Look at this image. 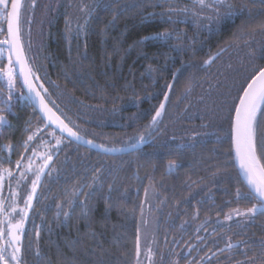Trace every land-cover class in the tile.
<instances>
[{"label": "trees", "instance_id": "1", "mask_svg": "<svg viewBox=\"0 0 264 264\" xmlns=\"http://www.w3.org/2000/svg\"><path fill=\"white\" fill-rule=\"evenodd\" d=\"M232 2L247 4L251 16H224L221 9L219 21L207 20L213 13L197 8L198 23L179 11L171 23L160 14L193 2L36 0L22 42L40 76L37 85L48 88L55 109L101 144L126 146L139 135L147 144L109 156L71 143L78 149L67 152L64 173L54 177L60 185L53 187V208L61 207L51 210L40 234L26 231L20 264H38L37 249L50 264H235L244 258L239 247L219 251L229 237L250 244L264 237V215L220 223L254 203L237 196V188L248 189L233 160L232 121L241 86L254 68L264 67V8L259 0ZM165 31L172 33L167 41H143ZM172 80L164 112L150 127ZM16 110L14 126L22 132L28 114ZM37 118L34 112V129L42 123ZM198 134L206 138L193 141ZM147 213L146 222L156 226L146 260L140 243L136 257V245Z\"/></svg>", "mask_w": 264, "mask_h": 264}, {"label": "snow or ice", "instance_id": "2", "mask_svg": "<svg viewBox=\"0 0 264 264\" xmlns=\"http://www.w3.org/2000/svg\"><path fill=\"white\" fill-rule=\"evenodd\" d=\"M262 8H264V0H259ZM36 0H29V3L25 5L24 0H0V21L6 24V27H0V35L4 38L0 39V45H6L7 48H0V133H3L6 127H10L9 120L4 112L11 113L15 107L14 98L16 102H23L26 107H31L33 111L37 108L43 113V117L46 120L43 127L47 128L49 125H55L61 133H67L69 137L74 138L77 141L84 140L85 143L92 145L93 141L85 140L79 131L74 130L73 127L69 126V123L65 122V119L71 121L70 117L62 118V115H58L57 111L59 109L58 105H55V101H50L51 93H49L48 88L44 87L43 83L37 86V81L40 80L37 70L34 69L33 65L30 63L29 58L25 54L24 43L22 42V31L25 23H27V13L29 9L35 7ZM199 8L202 11L205 9L211 11L213 15L205 17L207 20L216 19L219 21L221 18V9H224V16H233L244 12H248L251 16V10L248 8L247 4L236 5L232 0H193V7H185L182 9L169 8L168 13H161L163 18L167 16V20L171 23H176L172 19V14L177 11L182 12L187 16L191 14L195 19L194 23L199 22L200 12L195 9ZM23 9V12H22ZM81 11H88L87 5H82ZM209 27V25H204ZM172 37L170 32L156 33L151 36L143 37V41L156 39L167 41ZM5 52L7 53L5 55ZM219 55V53H217ZM213 57L212 59H214ZM6 60V64L4 61ZM206 64L211 63V59L205 62ZM21 78L23 80V85L26 86L27 92H22L16 87L17 79ZM171 89V85H168ZM167 101V95L164 97ZM51 105L53 106H50ZM165 105L161 103L155 116L152 120V125L150 127L158 124V118L162 116L164 112ZM260 117L258 119L257 117ZM74 123V122H73ZM78 127V126H76ZM28 129H26L27 131ZM43 129L37 127L27 139L22 141L20 147L24 149L25 152L29 150L31 142L35 140ZM233 140L232 150L234 151V159L238 163L239 175L243 177V180L247 186L248 191L246 193H241L240 189L237 188V196L244 195L250 201H254L252 206L247 208L245 211H240L239 209H234L226 215L227 220H232L234 215L245 216L251 218L257 214L264 215V67H257L253 69V72L247 78L245 83L240 88V95L238 96V105L234 108V119L232 124ZM53 137H56L55 131L48 133ZM136 144H141L145 142V136L139 135L134 138ZM40 143L47 147L46 142L40 138ZM61 143V138L56 137V144ZM40 144H37L32 149V156L27 158V162L23 165L25 171L19 173L21 178L25 177V172L30 171L32 168L31 161L34 157L38 155L36 148ZM96 147L102 148L105 151L114 152L115 148H106L105 145H95ZM135 146V145H133ZM4 150L11 154L14 149L11 144L5 145ZM124 149H120L123 151ZM44 163L39 166L38 169L33 173L35 179L31 181V193H29L24 200L25 207L19 209L17 213V205L15 200L8 202L7 208L4 206V200L0 199V239L6 241L5 244H0V262L2 264H10V261L14 264H20V259L18 254L20 253V241L23 235L24 221L27 218L29 209L32 207L33 196L36 192L38 182L43 175L44 170L48 168L49 162L52 160V155L44 153ZM25 160V157L21 156L20 160L11 161L10 155L7 163H14L16 168H21V161ZM2 163V162H0ZM176 166V162L172 161L169 164V170ZM55 169H52L54 171ZM12 177L13 172L9 168L0 169V182L3 181L4 176ZM19 183V181L17 182ZM2 188V184H0ZM9 189H11V184H9ZM82 192H73V195H83ZM72 201H69V206H71ZM60 208V205H57ZM13 214H17L19 219L15 220L13 223ZM60 213L58 212V215ZM65 216L68 215L67 212L63 213ZM199 216V209L194 212V218ZM184 223H187L185 221ZM184 224H181V228ZM203 227V225H201ZM38 235V233H37ZM201 239L200 237H197ZM239 247L240 254L244 257L242 260H237L235 264H264V237L260 238L258 241L249 243L248 240H238L235 243L231 242V237L228 238V243L225 245L224 249H219L220 252L225 250L230 253L232 250ZM191 248L188 249L191 252ZM211 251V249H209ZM148 253L151 254V249H148ZM137 257L139 256V245L137 246ZM174 254V253H173ZM35 255L38 258V264H50L49 260H46L37 249ZM216 253L213 252L212 256ZM212 256L206 257L208 260L212 259ZM231 258V257H229ZM201 260L205 257H201ZM170 264H179L178 260H173ZM191 264V261H189Z\"/></svg>", "mask_w": 264, "mask_h": 264}, {"label": "flooded vegetation", "instance_id": "3", "mask_svg": "<svg viewBox=\"0 0 264 264\" xmlns=\"http://www.w3.org/2000/svg\"><path fill=\"white\" fill-rule=\"evenodd\" d=\"M160 1L162 0H157V2H160ZM183 1L186 3L193 2V0H183ZM3 24L5 26V23L2 22V25ZM27 31L28 30L26 29V32ZM3 38L4 36L0 35V39H3ZM4 63L6 64V60L4 61ZM19 85H20V88H19ZM16 87L19 88L22 92H24L20 84L19 78L17 79ZM14 103H15V107L13 108V112L15 113V115L11 113H7V112L3 113L4 115L7 116L10 127H6L4 132L0 133V162H2L0 163V169H3V168L11 169L13 172V176L12 177H8L6 175L4 176L3 186L0 190V199L4 200L5 208H7L9 201L15 200L16 205H17V213L19 212V209L24 208L25 207L24 200L26 199L27 195L31 193V181L35 179V176L33 173L38 169L39 166L43 165L44 163L43 154L47 152V154L52 155L53 158L50 162V166L41 182L40 188L35 197L33 207H32L29 220L26 226V230H25V233L26 231H30V232L33 231V234L36 235L37 233L40 234L41 228H44V225L46 224L49 218L51 210L53 211L59 210V208H53L54 205L56 204L55 200L57 199L55 196L53 187H55L57 183H59L60 185V181H55L56 179H54V177L56 176L57 173L63 174L65 171V166L67 165V156H68L67 152L70 149L74 148V146L70 144L73 143L75 146H81V145L76 144L75 142L69 139L68 140L71 142L70 143L66 142L65 140H67V138L61 135L59 132L55 131L53 128L49 127L47 129H44L43 127L44 121L42 120L40 115L37 113V111H33L31 107L24 106L23 102H16L15 98H14ZM17 107H19L20 109L26 108V112L28 114L23 123L24 127L22 128V132L18 131L16 127L14 126L15 125L14 123L16 122L14 118H19L17 117V110H16ZM34 112L38 115L36 124H39L38 119H41L42 123L37 126L42 128L43 131L40 132L39 136L31 142V146L29 147V150L25 152L24 149L20 147V144L22 141L27 139L28 135H30L33 131H35L34 129L35 124H33L35 122ZM57 113L61 115L59 111H57ZM26 129L28 130L26 131ZM52 131H55L56 137H59L57 133L60 136H62L61 143L59 145L56 144V137H53L52 135L48 134V133H51ZM41 137L43 141L46 142L47 147H45L44 144L40 143ZM8 144H11L14 149V151L11 154H9L6 150H4V146ZM37 144H40V146L35 149L38 155L34 157L31 161L32 168L30 171L25 172L26 178H21L19 173L21 171H25L23 165L27 162V158L32 156V149ZM64 144L68 145L69 147L67 146L68 148L59 149V147ZM50 146L53 149H51ZM83 148L87 149L84 151H93V152L99 153L97 151L88 149L86 147H83ZM75 149H78V148H74L72 151L75 152ZM84 151H81V152L79 151L78 153H82ZM100 154H103V153H100ZM9 155H10L11 161L20 160L21 156L25 157V160L21 161V168H16L14 163L3 162V161L8 160ZM103 155H107V154H103ZM121 155H124V154H121ZM109 156H119V155H109ZM52 169H55V170L52 171ZM18 181L19 183H17ZM9 184H11V189H9ZM63 192H64V188H63ZM17 217H19L17 214H13V219Z\"/></svg>", "mask_w": 264, "mask_h": 264}, {"label": "water", "instance_id": "4", "mask_svg": "<svg viewBox=\"0 0 264 264\" xmlns=\"http://www.w3.org/2000/svg\"><path fill=\"white\" fill-rule=\"evenodd\" d=\"M5 27H6V24H5ZM0 48H5V49H6L7 46H6V45H0ZM19 81H20V84H21V86H22V85H23V80H22L21 78H19ZM36 83H37V82H36ZM170 85H171V86L173 85V80L171 81ZM37 86H38V85H37ZM22 88H23L24 92L26 93V92H27V88H26V86H22ZM171 88H172V87H171ZM170 91H171V89H169V87H168V89H167V91H166V93H165V96L167 95V97H168ZM165 96H164V97H165ZM166 102H167V101H165V100L163 99L162 103H164V105H166ZM237 105H238V102H237ZM237 105H236V106H237ZM50 106H51V105H50ZM54 110H55V109H54ZM36 111H37V113L40 115V117L42 118V120L44 121V123H46V120H45L44 117H43V113H41L40 110H39L38 108H37ZM55 111H56V110H55ZM57 114H58V113H57ZM58 115H59V114H58ZM233 119H234V115H233ZM65 122H66V121H65ZM66 123H67V122H66ZM232 124H233V121H232ZM69 126H70V125H69ZM49 127H50V128H53L55 131L59 132L61 135H63V136L66 137L67 139H69V140L75 142L76 144H79V145H81V146H83V147H86V148H88V149H92V150H94V151H97V152H99V153H103V154H107V155H121V154H127V153H130V152H133V151L139 150V149H141L142 147H144V146L147 144V142H144V143H141V144H136V142H135V143H133V144L126 145V146H107V145H105L106 148H115V149H117V150L114 151V152H110V151H105L104 149L95 146V145H104V144H101V143L96 142V141H94V140H92V139H90V138H87V137L83 136L82 134H81V135L84 137L85 140H91V141H93V144H92V145H89V144L85 143L84 140L77 141V140H75L74 138L69 137V136L67 135V133H61L60 130H59L55 125H49ZM49 127H47V128H49ZM70 127H71V126H70ZM47 128H44V129H47ZM74 130H75V129H74ZM231 140H233V131H232V137H231ZM133 145H135V146H133ZM232 148H233V145H232ZM120 149H124V150H123V151H120ZM232 155H233L234 164H235L236 169H237V171H238V173H239L238 163H237V161L234 159V151H233V150H232ZM50 162H51V161H50ZM50 162H49V164H48V168H49V166H50ZM48 168H46V169L44 170V173H43V175H41V179H40V181L38 182V186H37V188H36V192H35V194H34V196H33V200H32V207H33V203H34L35 197H36V195H37V192H38V190H39V188H40L41 182H42V180H43V178H44V176H45V174H46ZM240 177H241L242 180H243V177H242L241 175H240ZM243 182H244V180H243ZM244 183H245V182H244ZM245 185H246V184H245ZM32 207H31V209H29L28 214H27V218H26L25 221H24L23 235H22V237H21L20 244H22V242H23V238H24V234H25L26 226H27V223H28V220H29V216H30V213H31ZM139 243H140V241H139V239H138V240H137V245H136V247L139 245ZM136 249H137V248H136ZM136 253H137V252H136ZM136 257H137V254H136ZM138 257H139V256H138ZM138 257H137V258H138ZM1 264H2V262H1Z\"/></svg>", "mask_w": 264, "mask_h": 264}, {"label": "rangeland", "instance_id": "5", "mask_svg": "<svg viewBox=\"0 0 264 264\" xmlns=\"http://www.w3.org/2000/svg\"><path fill=\"white\" fill-rule=\"evenodd\" d=\"M0 22H1L0 23V27H1V24H2L3 21H0ZM6 54L7 53L5 52V55ZM118 115H120V114H118ZM198 135H199L198 137L193 138V141H195L197 139H205L206 138L203 134H198ZM211 136L212 137H215V138H218V136H215L213 134H211ZM0 184H2V186H3V181L0 182ZM0 190H1V188H0ZM149 202L152 203L154 201L152 199H149L148 203ZM240 211H242V210H240ZM243 211H245V210H243ZM147 215H148V213L146 214V217L144 219H142V221H141V233H140L141 250H142V253L145 254L146 260L148 259V256L150 255L148 253V249L150 248L151 249V252H152L153 232H154V229H155V226H156V223L155 222L154 223H151V224H148L150 222H148V220H147ZM240 218L247 219V217H245V216H237V215H234L233 218H232V220H227L226 218H224V219H221L220 223L225 224V223H229V222L235 221L236 219H240ZM0 219H2L1 216H0ZM16 219H19V217L14 218L13 219V223H15V220ZM0 244H5V246H7L6 245V241L4 239H0ZM0 264H1V262H0Z\"/></svg>", "mask_w": 264, "mask_h": 264}]
</instances>
